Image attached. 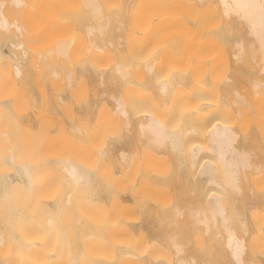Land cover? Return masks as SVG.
Returning <instances> with one entry per match:
<instances>
[{"label": "bare ground", "instance_id": "obj_1", "mask_svg": "<svg viewBox=\"0 0 264 264\" xmlns=\"http://www.w3.org/2000/svg\"><path fill=\"white\" fill-rule=\"evenodd\" d=\"M262 104L264 0H0V264H264Z\"/></svg>", "mask_w": 264, "mask_h": 264}, {"label": "rangeland", "instance_id": "obj_2", "mask_svg": "<svg viewBox=\"0 0 264 264\" xmlns=\"http://www.w3.org/2000/svg\"><path fill=\"white\" fill-rule=\"evenodd\" d=\"M5 12H6V10H5ZM6 13H7V12H6ZM15 14H16V13H11V15H12V16H11V15H10V12H9V13H7L6 15H7V16L9 15V16L11 17V18H10V17L8 16L9 20L13 18L12 20H10L11 22H12L14 19H15V20H14L13 22H16V21L20 22V21H21V20L19 19L20 17L17 18V15H18V14H16V16H15ZM21 16H23V15L21 14ZM16 18H17V20H16ZM19 20H20V21H19ZM5 49H6V50H5ZM219 49H220V48H219ZM4 50H5V51L8 50L6 46H4ZM221 50H222V49H220V52H221ZM217 51H218V50H217ZM217 51H216L217 56L215 55L214 58L212 57L214 60H215L216 57H219L218 55H219L220 52L218 53ZM213 52H214V51H213ZM214 53H215V52H214ZM222 53H223V52H222ZM222 53H221V54H222ZM221 54H220V55H221ZM206 58H207V59H206ZM206 58H203V59H202V61H205V62L201 63L202 61H200V63H197L198 65L200 64V68H201V67L204 68V66H207V68H209V64H208V63H209V60H210V59H208V57H206ZM216 59H217V58H216ZM219 59H220V58H219ZM219 59H218V61H219ZM220 62H221V61H219V62H217V63H220ZM205 63H207V64L204 65V66H203V65L201 66V64H205ZM174 64H175V66H176L177 63H174ZM174 64H173V66H174ZM225 64H226V63H225ZM177 65H179V64H177ZM215 65H216V64H215ZM221 65H224V62H223V64H221ZM168 66L170 67V65H167V67H168ZM173 66H172V67H173ZM218 66H219V65H218ZM218 66H216V67H218ZM226 66H227V65H224V67L220 66V68L222 67V68H223V71H224V68H225ZM169 67H168V68H169ZM172 67H171V68H172ZM176 67H177V66H176ZM200 68H199V69H200ZM218 68H219V67H218ZM220 68H219V69H220ZM226 68H227V70H228V67H226ZM226 68H225V69H226ZM219 69H218V71H219ZM200 70H201V69H200ZM227 70H225V72H226ZM172 71H173V70H172ZM202 71H203V70H202ZM215 71H217V69H216ZM220 71H222V70L220 69ZM220 71H219V73H220ZM213 73H214V71H213ZM214 74L218 75L217 73H214ZM215 83H216V82H215ZM215 83H214V84H215ZM214 84H211L210 87H212ZM217 86H218V84H216V87H217ZM213 87H214V86H213ZM207 97H208L209 99H207ZM207 97L204 98V100L207 99V101L205 100L206 103H205V102H202L203 99L201 100V103L198 102V104H200L199 106L202 107L203 105L207 106V105H209V104H213V103H214V102L208 101V100L211 99L212 96H207ZM195 99H196L195 102H197V101H198L197 98H195ZM198 99H200V98H198ZM204 100H203V101H204ZM190 101H191V100H189V101H187V102H189V104H191L190 106H192V109H193V106H196V105H195L196 103H194V105H192L193 102H194V100H192V101H193L192 103H191ZM199 101H200V100H199ZM214 101H215V99H214ZM210 102H211V103H210ZM185 103H186V102H185ZM187 104H188V103H187ZM187 104H186V105H187ZM206 104H207V105H206ZM183 105H184V104H183ZM214 105H215V103H214ZM187 106H188V105H187ZM205 106H203L202 108H206ZM262 106H264V105L262 104ZM182 107H185V105L182 106ZM259 107H260V106H259ZM185 108H186V107H185ZM187 108H188V107H187ZM221 108L223 109L222 106H221ZM261 108H262V107H261ZM181 109H182V108H181ZM190 109H191V107L189 108V110H190ZM219 109H220V107H219ZM263 109H264V108H263ZM187 110H188V109H187ZM259 111H263V110H260V109H259ZM192 112H193V111H192ZM220 112H221V111H220ZM143 113H144V112H143ZM243 113H244V112H243ZM243 113H241L242 115H241V114H240V115L243 116ZM261 113H262V112H261ZM261 113H260V114H261ZM263 113H264V112H263ZM80 114H81V113H80ZM144 114H145V113H144ZM140 115H141V114H140ZM219 115H220V113H219ZM77 116H79V113H77ZM80 116H81V118H82V116H84V115H80ZM80 116H79V118H80ZM63 117H64V118H63ZM93 117H94V115L92 116V118L90 117L91 119H93V120H92V123H91V121H90V123H91V124H90V127H91V128L93 127V128L95 129L97 126L94 127V124H97V123H95V122H97V121L94 122V119L96 120V118L98 119V117H97V116L94 117V118H93ZM62 118H63L64 120H66V119L68 118V116H67V117H66V116H62ZM212 118H213V117H212ZM91 119H90V120H91ZM239 119H240V118H239ZM210 121H211V120H210ZM210 121H209V122H210ZM215 121L218 122V120L215 119V120H214V123H215V124L217 123V122H215ZM211 122H212V121H211ZM219 122H220V121H219ZM93 123H94V124H93ZM214 123H213V124H214ZM92 124H93V125H92ZM217 124H218V123H217ZM119 128L122 129V127H117L116 129L118 130ZM94 129H93V130H94ZM117 130H114V132L116 131V133H117L116 135H115V133H114V135L116 136V138H115L114 135H113V136H114L115 139H119V140H121L120 138L125 137V136H124L125 134L129 135L130 137H132L133 134H134L133 131H132V134H129V132H131V131H129V132H126V130L124 131V128H123L122 130L119 129L121 133H120L119 131H117ZM123 131H124L125 134L123 133ZM118 132H119V133H118ZM118 134H120L121 137H120ZM122 134H123V136H122ZM117 135H118V136H117ZM245 135H246V134H245ZM113 136H111V138H112ZM241 136H243V135H239V139H238V141L242 139ZM118 137H119V138H118ZM136 140H137V141H136ZM136 140H135V139L132 140V141H133L132 143H133V144L135 143V145H138V144H139L140 146H141V144H142V145L144 144V140H143V138H142V139H141V138H138V139H136ZM92 141H93V140H92ZM89 142H90V141H89ZM89 142L87 143L88 146H85L86 149H84V147H83L84 150H83V151L80 150V152L82 151V152L80 153L81 155H79V156H80V159L84 158L83 160H85V159L87 160L88 156H89L92 152H94V151L96 152V151L98 150L97 148H96L97 150H94L93 146H92V145L90 146V144H91L92 142H90V144H89ZM93 142H94L93 145H95V143H97L96 141H93ZM99 142H100V141H99ZM136 142H137L138 144H137ZM87 144H86V145H87ZM202 144H203V143H202ZM202 144L199 143V146L203 148L204 145H202ZM96 145H97V144H96ZM98 145H101V144L99 143ZM197 145H198V144H197ZM94 147H95V146H94ZM97 147L100 148V149H102L103 146L101 145L100 147H99V146H97ZM89 148H90V149H89ZM204 148H205V146H204ZM87 149H88L89 152H90V151H92V152H91L90 154H89V153L87 154V152H88V151L86 152ZM93 150H94V151H93ZM110 152H111V151H109V155H112L113 153L111 154ZM112 152H113V151H112ZM72 153H73V152H72ZM76 153H77V152H76ZM76 153H74V154H76ZM74 154H72V155H73V158H74ZM78 154H79V153H78ZM76 155H77V154H76ZM76 155H75V156H76ZM79 156H77V157L79 158ZM86 156H87V158H86ZM77 157H76L75 159H76L77 161H79L80 163H82V160L80 161ZM89 157H90V156H89ZM202 158H203V157H202ZM86 160H85V161H86ZM204 162H205V161H204ZM206 162H207V160H206ZM184 166H186V165L184 164ZM180 169H182V170H180ZM180 169H177V170H180V171H175V173L178 172L180 175H179L178 173H177V174H178V175H177V174H175V173L172 172V171H171L172 173H171L170 171H168V174H169L170 178L172 177V180L175 182V181H177V179H178V177H179L178 182L182 181V184H180V185L182 186V189H180L181 187H179V184L176 182V183L178 184L177 186L179 187V190H185V189L187 190V188H188L187 192H191V191H193L194 189H195V192H196V188H192V186H189L190 184L188 185V183H191V181H192V177H191V178L189 177V176H190V175H189L190 172L188 171L189 169H188V170L186 169L185 171H184L185 168L183 169V167H181ZM102 170H103V169H102ZM169 172H170V173H169ZM180 172H184V173H185V172H188V173H187V176H188V178H189L190 180H189L188 178H187L188 180H187L186 178H184V179L187 180V183H185V180H184L183 178L180 177V176H182V175H183V176H184V175L186 176V174H182V175H181ZM173 173H174V175H173L174 177H175V175L177 176V179H175V180L173 179L174 177L172 176ZM170 174H171V175H170ZM169 176L167 175V178H168ZM183 176H182V177H183ZM185 176H184V177H185ZM170 178H169L167 181H169ZM175 178H176V177H175ZM180 178L183 179L184 182H183V180H180ZM179 180H180V181H179ZM258 180H259V179H258ZM173 181L171 182V180H170L169 183L175 185V183H173ZM189 181H190V182H189ZM252 181H253V180H250V182H247V183H248V187H249V184H250V189L254 188L253 185H251V184H253ZM257 182H260V181H257ZM257 182H255V185H256ZM183 183H185V184H184V185H185V188L183 187ZM192 183H193V182H192ZM175 186H176V185H175ZM187 186H188V187H187ZM200 186H201V187H200ZM200 186H199V187H200L201 190H203V191H206L205 189L208 188V186H206V188L203 187L202 185H200ZM178 187H176V188H178ZM197 187H198V186H197ZM191 188H192L193 190H191ZM200 188H199V189H200ZM189 189H190V191H189ZM213 189H214V188H213ZM177 190H178V189H177ZM179 190H178L177 192H180ZM201 190H200V191H201ZM210 190H211V187H210ZM208 191H209V190H208ZM183 192H184V191H183ZM183 192L178 193V194H181V197H179L180 195H178V197H179L178 200H179L180 198H181V200H182V198H183V200H185L184 203L187 202V200H191V199H190L191 197L188 198L187 195H186V198H184V196L182 195ZM198 192H199V190L197 189V192H196V193H198ZM211 192H212V191H211ZM211 192H209V195H211ZM214 192H215V191H213V193H214ZM185 193H186V191L184 192V195H185ZM205 193H206V192H205ZM213 193H212V194H213ZM194 194H195V193H194ZM172 195H173V196H172L173 199H172V198L170 199L169 197H168V198L166 197L167 202L169 201L168 199H170V202H172V201H173V202H174V201L177 202V201H178V200H177V197H174V196H176V195H174V194H172ZM195 195H196V194H195ZM182 196H183V197H182ZM170 197H171V195H170ZM194 198H195V197H194ZM208 198H209V197H208ZM163 199H165V198H163ZM166 199H165V200H166ZM175 199H176V200H175ZM165 200H164V201H165ZM171 200H172V201H171ZM173 202H172L171 204H174ZM184 203H183V204H184ZM171 204H170V205H171ZM170 205H169V203H168V204H167V207H165V208L167 209ZM246 237H247V240H248V235H247ZM249 238H250V237H249ZM256 238H257V237H256ZM251 239H252V238H251ZM254 239H255V237H254ZM255 240H256V239H255Z\"/></svg>", "mask_w": 264, "mask_h": 264}, {"label": "snow or ice", "instance_id": "obj_3", "mask_svg": "<svg viewBox=\"0 0 264 264\" xmlns=\"http://www.w3.org/2000/svg\"><path fill=\"white\" fill-rule=\"evenodd\" d=\"M225 7H228L227 5H225Z\"/></svg>", "mask_w": 264, "mask_h": 264}]
</instances>
